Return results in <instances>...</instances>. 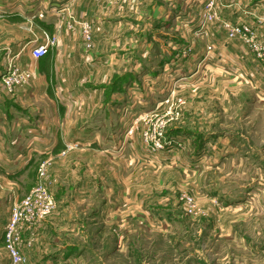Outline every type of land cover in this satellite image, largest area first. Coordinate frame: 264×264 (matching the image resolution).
I'll return each instance as SVG.
<instances>
[{
  "label": "rangeland",
  "instance_id": "374dc122",
  "mask_svg": "<svg viewBox=\"0 0 264 264\" xmlns=\"http://www.w3.org/2000/svg\"><path fill=\"white\" fill-rule=\"evenodd\" d=\"M138 2L116 12L114 30L91 28L90 46L80 34L84 50L92 49L94 34L96 51L113 47L112 59L100 57L98 68L87 72L69 62L56 81L68 102L98 99L85 82L104 90L107 109L92 114L103 118L102 129L122 112L129 113L130 126L144 124L132 125L125 146L132 166L148 167L146 211L140 221L131 220L129 238L116 241L120 251L93 260L264 264V0H163L173 7L155 14ZM37 31L42 35L41 26ZM12 32L24 42L0 45V73L9 63L21 65L32 46L25 28ZM108 37L120 43L106 44ZM79 80H86L81 86L87 91ZM83 112L88 116L90 109ZM131 208L133 219L138 207Z\"/></svg>",
  "mask_w": 264,
  "mask_h": 264
},
{
  "label": "crops",
  "instance_id": "0c3cea01",
  "mask_svg": "<svg viewBox=\"0 0 264 264\" xmlns=\"http://www.w3.org/2000/svg\"><path fill=\"white\" fill-rule=\"evenodd\" d=\"M143 1L138 2L140 10L151 6L153 14L170 11L163 0ZM131 4L132 0H0V45L22 44V36L12 32L19 27L27 30L26 45L44 42L46 34L56 38L45 56L33 58L28 50L21 57V66L32 75L31 83L18 86L12 95L0 84V264H8L3 227L10 207L30 190L42 161L48 163L47 182L57 205L45 220L21 234L22 264H95L93 259L101 258L98 253H106L107 259L120 251L116 241L129 238L134 226L131 220L140 221V214L145 213L148 167L132 166L125 146L133 133L130 128L133 124L137 128L139 122L130 126L129 113L122 112L118 123L110 118L102 129L99 122L103 118L92 114L106 108L104 90L85 82L99 93L98 99L68 102L60 97L65 89L56 83L64 77L69 62L73 67L80 64V72H87L89 66L90 70L98 68L100 57L112 59L113 47L104 53L96 51L99 42L94 34L92 49L84 50L79 22L89 21L92 33L100 28L114 30L116 12L129 11ZM103 7L106 17L100 21ZM69 21H75L71 27ZM40 26L42 35L37 31L36 36ZM114 39L106 38V44L120 43ZM114 75L113 71L110 77ZM84 81L79 80V87ZM84 107L90 109L85 117ZM139 125L141 129L144 124ZM134 155L142 158V154ZM132 204L138 207L133 219Z\"/></svg>",
  "mask_w": 264,
  "mask_h": 264
},
{
  "label": "built area",
  "instance_id": "2783aa9c",
  "mask_svg": "<svg viewBox=\"0 0 264 264\" xmlns=\"http://www.w3.org/2000/svg\"><path fill=\"white\" fill-rule=\"evenodd\" d=\"M116 3L122 0H114ZM207 19L212 14L207 13ZM75 21H69L68 27ZM80 23L81 35L86 46L91 44V24L89 21ZM56 38L45 35V41L31 46L29 52L33 58L45 56L55 44ZM5 71L0 73V83L7 92H14L18 86L28 83L30 72L19 64H8ZM23 68V69H22ZM163 122L158 125L161 132ZM160 134V133H159ZM68 148L70 146H67ZM56 209V199L47 182L46 166L42 164L37 169V176L30 190L16 200L10 207L9 218L3 227L4 246L8 254V264H22L24 256L21 251V234L30 231L45 220Z\"/></svg>",
  "mask_w": 264,
  "mask_h": 264
}]
</instances>
